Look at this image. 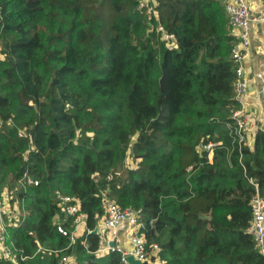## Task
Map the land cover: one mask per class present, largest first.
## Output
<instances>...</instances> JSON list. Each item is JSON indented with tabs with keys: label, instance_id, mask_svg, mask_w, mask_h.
Segmentation results:
<instances>
[{
	"label": "trees",
	"instance_id": "trees-1",
	"mask_svg": "<svg viewBox=\"0 0 264 264\" xmlns=\"http://www.w3.org/2000/svg\"><path fill=\"white\" fill-rule=\"evenodd\" d=\"M227 3L0 0V197L25 213L8 228L18 259L0 264H122L88 233L109 202L139 212L150 262L264 264L249 232L264 129L234 148ZM59 195L86 220L74 243Z\"/></svg>",
	"mask_w": 264,
	"mask_h": 264
},
{
	"label": "built area",
	"instance_id": "built-area-1",
	"mask_svg": "<svg viewBox=\"0 0 264 264\" xmlns=\"http://www.w3.org/2000/svg\"><path fill=\"white\" fill-rule=\"evenodd\" d=\"M151 3L156 5V0H140L139 8H145L148 13H151ZM226 11L233 30L231 35L237 39L232 49V59L236 64L237 77L234 99L239 104V109L233 113L234 123L232 125L229 124V128L232 130L231 135L234 148L237 147L241 150L248 144L247 140L249 132L252 129L255 130L254 124L247 112L249 80L246 78L245 73L246 62L251 53V32L253 25L256 23H264V14L258 15L254 13L247 0H231L226 5ZM159 31L163 32L164 39L171 44L173 37L166 34L162 26L159 27ZM171 46H175V43H172ZM256 78L260 82V93L264 98V71L257 72ZM213 148V144H209L206 147L210 152L209 158H211V155L213 154ZM19 183L21 185H38V181L32 180L28 177H24ZM253 184L256 191L251 200L252 223L249 232L253 236L257 248L264 258V197L260 194L258 185L255 183ZM9 198L12 200L14 196L7 193L0 197V258L16 263L18 254L13 246L7 244L8 228L10 225L7 223V220H10V222L13 220L17 224L20 221L21 213L18 218H15V216L10 213V210H8L10 213L8 215L10 217H7L6 205ZM58 200L63 211L73 217L72 225L74 226V231L71 235V241L74 243L77 238V233L80 232V230H83L84 233L86 230V220L81 214H79V201L75 197L63 195H59ZM125 223H127L131 230L130 240L128 241L130 250L124 248L120 236L121 230H124ZM143 227L144 224L141 222V216L138 211L130 208L122 209L116 203L109 202L106 207L105 216L100 225L95 228V230H98L97 234L100 236L98 254L107 255L110 253H120L122 264H129L128 257L131 255L142 263H149L148 259L151 252L148 251L145 239L141 233ZM93 231L94 230L88 231V233L91 234ZM112 242L115 243L113 246L110 245ZM153 249L154 254L158 249V246L154 245ZM62 263L71 264V259L69 257H63Z\"/></svg>",
	"mask_w": 264,
	"mask_h": 264
},
{
	"label": "crops",
	"instance_id": "crops-1",
	"mask_svg": "<svg viewBox=\"0 0 264 264\" xmlns=\"http://www.w3.org/2000/svg\"><path fill=\"white\" fill-rule=\"evenodd\" d=\"M228 0H225L226 3ZM250 4L257 6L260 4L262 10H264V3L262 0H247ZM254 7V6H253ZM255 8V7H254ZM256 10V9H253ZM257 11V10H256ZM260 12V11H257ZM256 14H264V11ZM264 23H261L259 27L253 25L251 32V53L250 57L246 62V78L249 80V89H248V108L247 112L251 118L252 123L254 124L255 130H251L248 134V144L246 147L252 148L255 142V137L257 132L260 129H264V98L260 93V82L256 78V73L264 71ZM213 159V154L211 155L210 161ZM130 228L127 223L124 224V230H121L120 236L123 241V246L125 249L130 250L129 240H130ZM80 233H83V230H80Z\"/></svg>",
	"mask_w": 264,
	"mask_h": 264
},
{
	"label": "rangeland",
	"instance_id": "rangeland-1",
	"mask_svg": "<svg viewBox=\"0 0 264 264\" xmlns=\"http://www.w3.org/2000/svg\"><path fill=\"white\" fill-rule=\"evenodd\" d=\"M223 2L225 1V0H222ZM231 0H228L227 2H230ZM226 2V3H227ZM248 2V1H247ZM225 3V4H226ZM251 5V8L252 9H256L257 11H260V12H262V11H264V10H262L261 8H258V7H260V4L258 3L257 4V6H255V4L253 5L252 3L250 4ZM255 8H254V7ZM152 7H154V5L152 6ZM256 10H253V12H257ZM260 12H257V13H260ZM259 15V14H258ZM261 25V23H256L255 24V27H259ZM172 44V43H171ZM0 58H2V55L0 54ZM20 187V186H19ZM7 193L5 192V195H6ZM12 196H16V194H12ZM6 197V196H5ZM15 198V200H14V203L12 202V200H11V198H9L7 201V205H6V209H7V217H10L8 214H13L14 216H15V218H18L19 217V214L21 213V210H20V206L19 205H22L21 204V202L20 201H18L17 199H16V197H14ZM8 210H10V213L8 212ZM22 214V213H21ZM20 214V215H21ZM23 214H25V213H23ZM8 222L7 223H10V220H7ZM79 236H81V234H80V232H78L77 233V238L79 237ZM149 264H159V262H150L149 261Z\"/></svg>",
	"mask_w": 264,
	"mask_h": 264
},
{
	"label": "water",
	"instance_id": "water-1",
	"mask_svg": "<svg viewBox=\"0 0 264 264\" xmlns=\"http://www.w3.org/2000/svg\"><path fill=\"white\" fill-rule=\"evenodd\" d=\"M212 122H217V119H213ZM136 137H139V135H136ZM93 233H94V234H97V233H98V230H97V229L94 230ZM114 244H115V243L112 242L110 245L113 246ZM128 262H129V264H149L148 262H144V263H142V262L136 260L135 257L132 256V255L128 257Z\"/></svg>",
	"mask_w": 264,
	"mask_h": 264
}]
</instances>
